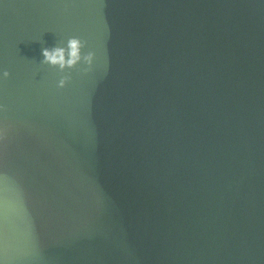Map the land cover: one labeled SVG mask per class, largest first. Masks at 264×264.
<instances>
[{
	"label": "water",
	"instance_id": "1",
	"mask_svg": "<svg viewBox=\"0 0 264 264\" xmlns=\"http://www.w3.org/2000/svg\"><path fill=\"white\" fill-rule=\"evenodd\" d=\"M0 264H264V0H0Z\"/></svg>",
	"mask_w": 264,
	"mask_h": 264
},
{
	"label": "clouds",
	"instance_id": "2",
	"mask_svg": "<svg viewBox=\"0 0 264 264\" xmlns=\"http://www.w3.org/2000/svg\"><path fill=\"white\" fill-rule=\"evenodd\" d=\"M72 48L76 49L75 52H73V57L71 61L65 62L63 60L62 51L60 49H47L45 48L43 50V56H44V62L51 65H59L61 70H63L66 67H74L78 62H87L89 65L92 64L94 56L89 55L87 58L84 56H81V49L82 45L79 40L74 39L71 41Z\"/></svg>",
	"mask_w": 264,
	"mask_h": 264
}]
</instances>
